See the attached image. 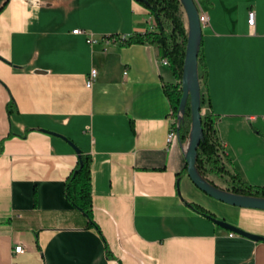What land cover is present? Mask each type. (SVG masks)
Segmentation results:
<instances>
[{"label":"crops","instance_id":"crops-1","mask_svg":"<svg viewBox=\"0 0 264 264\" xmlns=\"http://www.w3.org/2000/svg\"><path fill=\"white\" fill-rule=\"evenodd\" d=\"M194 1L207 18L202 113L228 168L264 189V0ZM154 25L135 0H0V264H264V240L189 205L264 236V209L207 195L183 169L187 140L166 144L169 65L147 43L87 41ZM76 150L91 157L99 231L64 195Z\"/></svg>","mask_w":264,"mask_h":264},{"label":"trees","instance_id":"trees-1","mask_svg":"<svg viewBox=\"0 0 264 264\" xmlns=\"http://www.w3.org/2000/svg\"><path fill=\"white\" fill-rule=\"evenodd\" d=\"M144 6L153 17L155 25L152 30L143 33H132L124 39L117 38L115 42L120 45L132 43H147L152 45L160 59H166L176 83H164V92L168 99L171 113L176 119L177 136L180 141L187 140L191 125V112L189 99H187L184 112L178 111L181 97V75L185 55L187 28L184 21V10L180 0H135ZM118 35H109V37ZM201 40L197 53L198 75L200 85V109L207 103L203 91L206 70L201 56ZM14 107L12 100L8 102V111ZM202 139L197 146L195 167L201 176L210 183L209 176L220 179L226 186L224 189L235 194L264 197V189L261 186L246 182L239 173L228 168L225 150L220 145V140L215 127V120L211 111L201 114ZM91 157L88 153L76 150V164L64 181V195L66 199L85 218V226H98L92 217L91 201ZM186 170V163L184 166ZM216 185V184H215ZM223 188V187H222ZM195 211L204 214L210 219H218L211 212L198 204L189 203Z\"/></svg>","mask_w":264,"mask_h":264},{"label":"water","instance_id":"water-1","mask_svg":"<svg viewBox=\"0 0 264 264\" xmlns=\"http://www.w3.org/2000/svg\"><path fill=\"white\" fill-rule=\"evenodd\" d=\"M186 16L187 39L185 46V55L181 75V97L178 105V111L183 114L184 106L189 99L191 112V125L186 146L183 149L186 163V172L191 181L204 193L214 199L228 204L264 209V197L248 196L235 194L226 189L210 183L206 178L200 175L195 167L197 155V146L202 139L201 114L200 109V85L198 75L197 53L201 40V23L199 21V12L194 0H180ZM220 227L231 232L244 235L254 240H264L263 235H256L243 229L227 223L221 219H213Z\"/></svg>","mask_w":264,"mask_h":264},{"label":"built area","instance_id":"built-area-1","mask_svg":"<svg viewBox=\"0 0 264 264\" xmlns=\"http://www.w3.org/2000/svg\"><path fill=\"white\" fill-rule=\"evenodd\" d=\"M254 16H255L254 11L250 9L248 11V16H247L248 25L252 26L254 24V20H255ZM206 20H207V18H206L205 13L200 12L199 13V21H200V23L203 24L204 22H206ZM72 32L73 33H79L81 31H80V29H73ZM116 37L124 39L126 37V35L119 34L118 36H112V37L106 36V37H103V38H100V39H94V38H89L88 37L87 41L91 42V43H97L99 41H102V42H105V43H109V42H115L116 39H117ZM161 63L168 64L166 59H161ZM95 73H96L95 69H91L90 70L89 77L85 81V86L86 87H89L91 85L92 81L94 80ZM175 137H177V124H176V119L174 117H172V123H171V126H170V128H169V130L167 132V135H166V144L169 145L171 143V141H173V139H175ZM220 145H221L222 149H224L223 143L221 141H220ZM233 234H234L233 232H229L230 236H232ZM13 251L15 253L21 252L22 251V246L21 245L15 246Z\"/></svg>","mask_w":264,"mask_h":264}]
</instances>
